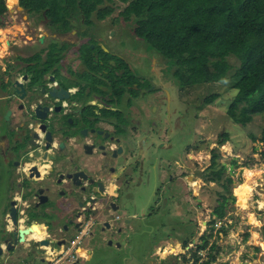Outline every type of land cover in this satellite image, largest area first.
Here are the masks:
<instances>
[{
	"label": "flooded vegetation",
	"instance_id": "1",
	"mask_svg": "<svg viewBox=\"0 0 264 264\" xmlns=\"http://www.w3.org/2000/svg\"><path fill=\"white\" fill-rule=\"evenodd\" d=\"M22 10L28 20L35 17V26L42 24L50 32L29 35L30 43L26 44L10 41L7 50L11 58L5 59L1 70L0 131L5 132L6 145H0V164L6 161L10 166L0 168V179H17L13 176L16 173L25 177L11 180L6 193L0 184V195L7 200L3 211L0 210V230L11 220L8 215L15 200L17 218H23L21 222L30 226L40 220L44 222L48 234L44 238L49 242L38 245L52 247L55 255L47 260L50 264H73L78 258L76 252L83 253L78 264L85 258L98 264V256H103L104 250L126 264L132 263L137 255L142 260L151 253L155 241L170 237L169 230L165 231L159 220L152 222L151 218L162 217L164 210L173 217L193 195L185 184L188 174L184 163L191 164L193 172H203L211 165V156L206 164L200 163L197 156L193 163L185 162H190L187 153L196 144L191 148L192 143L186 142L188 148L183 149V142L188 140L185 135L191 132L189 129L184 132V118L190 120L192 109L195 123L198 113L194 105L188 102L183 105V86L171 74L166 79L161 71L164 62L156 63L157 54L142 44L138 47L117 44L121 35L115 33L116 28H110L105 35V29L95 18L93 27L85 32L82 28H70L63 33L55 30L44 11L34 12L24 6ZM11 47L14 48L10 51ZM15 80L24 84V91H15L12 86ZM58 85L66 87V92H58ZM46 131L50 132L48 138ZM50 141L53 146L44 148ZM102 145L112 147L118 154L109 188L115 186V191H119L121 174L130 179L132 198L143 193L136 211L139 218L145 221L147 218L149 223L145 222L138 230H130L128 226L124 234H113L120 226L128 225H125L128 214L122 205L117 211H108L109 216L93 218L97 204L88 200L79 204L80 198L69 199V192L77 186L64 177L55 183L60 171L56 168L70 165L68 159L76 154L87 152L85 156L97 157ZM86 167L93 170L94 164L88 163ZM43 174H50L49 179ZM38 187L42 189L41 197L34 196ZM193 199L200 206L198 196ZM83 208L84 214L92 216L90 220L83 216ZM62 211L67 214L52 228L50 218ZM135 231L143 233L133 235ZM136 238L146 241L136 246ZM57 241L62 244L57 245ZM89 243L92 246L85 248ZM28 256L30 259L32 253ZM24 262L34 264L31 259ZM166 263L178 264L176 258L167 259Z\"/></svg>",
	"mask_w": 264,
	"mask_h": 264
},
{
	"label": "trees",
	"instance_id": "2",
	"mask_svg": "<svg viewBox=\"0 0 264 264\" xmlns=\"http://www.w3.org/2000/svg\"><path fill=\"white\" fill-rule=\"evenodd\" d=\"M118 3L123 4L119 17L130 23L135 37L167 61V70L179 84L184 87L232 77L236 91L225 110L227 116L246 125L254 115L264 114V0H20L31 11H44L55 27L63 31L82 28L84 32L93 27L95 18L104 20L112 14ZM5 12V1L0 0V22ZM119 17H112V22ZM230 57L238 64L233 65ZM216 96L207 95L205 100L210 102ZM250 136L264 145V131ZM227 139L222 133L218 143ZM261 156L264 158V149ZM217 158L218 152L212 151L214 175L207 180L220 181L225 165L216 168ZM226 180L230 183L232 178L226 176ZM219 195L214 214L222 217L228 195ZM202 238L199 248L208 243L207 234ZM206 252L201 264H211L215 258L213 246Z\"/></svg>",
	"mask_w": 264,
	"mask_h": 264
},
{
	"label": "rangeland",
	"instance_id": "3",
	"mask_svg": "<svg viewBox=\"0 0 264 264\" xmlns=\"http://www.w3.org/2000/svg\"><path fill=\"white\" fill-rule=\"evenodd\" d=\"M8 3L12 4L15 3V1L8 0ZM122 7L123 4L121 3L115 4V10L112 14L107 16L104 20H97L99 26L104 28L106 31L103 34L106 35L110 28H116L115 33L121 35L119 36V40L116 42L117 44L128 43L133 46L135 45L136 47L142 44L145 48H147V45L141 39L134 36L131 31L130 23L122 19V17H119V11ZM116 16L119 17V19L116 23H113L111 18ZM22 20V17L19 15L11 16V18L7 20L6 25H4L6 27L3 32H0L2 33L0 34V51L2 50L1 52L4 53V56L0 57L2 61H5L6 58H11V56H9V50H5V45L2 44L3 36H7L10 39L14 33H18L20 36H23L25 33V35L29 34L36 36L40 32L47 31V27L42 24L35 26V17H31L29 22H26L23 27V23L21 22ZM37 22H39V20ZM111 22L113 24H111ZM25 27L27 29H23ZM19 35L18 37L21 39ZM26 43H30V41L26 39L23 44ZM13 48L14 47H11L10 51L13 50ZM6 52L8 53L5 54ZM157 56L156 63L162 65L164 62V67L161 71L164 72L165 77L167 76L170 78L171 72H169L170 69L167 70V61L160 54H157ZM151 61L153 63V60ZM230 61L233 65L238 64L237 59L234 57H230ZM147 71H149V69ZM156 77L159 78V76ZM233 83V78L229 77L222 81L196 83L183 87V99L185 100L183 105H186L187 102L194 105V108L198 113L195 118V123L192 116V109H190V120L187 121V118H184V132H186L187 129L191 130V132L189 134L185 133V138H188V140L183 142V149L188 148L186 142L192 143L191 148H193V144H196L193 149L195 151H197V149L199 150L197 157L202 164L209 162V157L211 156L212 151L218 152L217 160L219 164L216 165V168L222 163L225 165L220 181H211V184L208 183L209 180H207V176L214 175V168L212 169L210 165L203 170L206 179L201 191L209 194V199H207L208 201H205V205L206 207L208 206L209 209L204 210L205 212L203 211L202 203L204 202H202L198 207L201 211L200 220L208 219L205 223H202V221L199 223V236L205 234L209 235V233H212L211 238L214 237L215 241L220 246L219 251L221 252L219 257L223 259L226 256L229 257V259L231 257L236 258L238 256L241 258V262H238V264H264V256L258 257V247L260 249L262 248L264 251V239L259 237L260 234L264 237V233H262L264 230V209L260 207L264 201V158L261 156V151L264 149V145L260 141H253L250 136V134L260 136L262 131H264V114L254 115L253 119L246 125L233 122L227 116L225 111L236 91L233 88ZM210 94H217V96L210 102H207L205 100L206 96H209ZM191 105L189 107L192 108ZM220 133H226L228 135V139L222 144L218 143ZM232 160H235V162L233 163ZM185 162L187 164L190 163L188 160ZM246 169H252L255 172L254 176L251 178L250 187H244L243 185ZM226 176H230L232 178L230 183L226 180ZM6 189L7 186H3L1 188V190L5 191V193ZM219 192H223L228 195V202L226 205L227 215L223 219V221L228 222L226 225L227 231L222 234H220L217 230V227H219L220 224H214V226H212L210 221L212 216L208 215L209 211L219 202ZM200 193V197L202 199L203 193ZM1 198L3 199V196ZM185 204L186 203L183 202L181 209L185 208ZM167 212L168 211L164 210L163 216L157 218L164 226L165 231L169 228L173 231L178 225H180V228L183 230L189 229V232L194 230L195 225L188 221V218L192 215H181L178 217L180 213H174V216L171 217L169 216L170 213ZM251 214L255 216L257 220L256 223L250 222L249 215ZM180 217L185 222H183V220L180 221ZM196 232L197 231L195 230V235H197ZM172 233L173 232L170 234L171 237L174 235ZM246 233L248 234L247 236H245ZM157 243L158 242L155 241L154 245L152 244L151 249H153ZM104 251L105 253L103 256H98V264H111L110 262L113 264H126L121 260L114 259V256L110 254L108 250ZM171 256L172 255L169 257ZM136 258H138V255ZM140 258L135 262V264H142ZM249 260L250 262H248ZM33 261L31 263H33ZM34 263L41 264L39 260H35ZM127 264L131 263L128 262ZM162 264L168 263L163 260ZM216 264L221 263L216 261Z\"/></svg>",
	"mask_w": 264,
	"mask_h": 264
},
{
	"label": "water",
	"instance_id": "4",
	"mask_svg": "<svg viewBox=\"0 0 264 264\" xmlns=\"http://www.w3.org/2000/svg\"><path fill=\"white\" fill-rule=\"evenodd\" d=\"M8 3V0H6ZM17 1V0H16ZM17 7L20 9H23V6L18 4ZM16 85V86H15ZM12 86L14 87L15 91H24V84L21 81L15 80L12 83ZM66 87L63 85H58V92H66ZM36 117H39L38 114H35ZM43 117V116H40ZM46 137H49L50 132H45ZM31 135V133H30ZM33 135H36V133H33ZM35 137V136H33ZM50 139V138H49ZM33 143V141H32ZM44 148L52 147V141L45 143L43 145ZM23 147V146H21ZM62 149V148H59ZM100 154L97 157H90L85 156L88 155L87 152H84L83 155H74L71 156V158L68 159V162L70 165H61L59 168H56L57 170H60L57 179L55 183L61 182V177H64L67 179L71 184H75L76 190H72L69 192V199H75L80 198V203L83 204L88 200L91 203H95L98 206L97 212L95 213L93 211V218H101L108 215V211H117L118 207L122 205V208L126 211L128 214V218L125 221L128 223V225L124 227L120 226L117 231H113L112 233H118V234H124V231L130 227V230H138L141 226H145V222H148V219L146 218V221L144 218H139L137 215V207L140 204L143 193H138L135 197L132 198L131 196V188H130V179L128 176L119 174L118 177H122L121 179V186L119 188V191H115V186L111 189L109 188V183L111 179H114L112 176V172L116 171L115 165H113V162H117L118 160V154H115L114 149L112 147H105L101 146L99 148ZM21 153L23 152L22 149H20ZM93 163L94 167L93 170H90L86 167V164ZM99 165L100 167L96 168V165ZM58 172V171H56ZM124 174V173H123ZM45 175V174H43ZM50 174H46L45 178L49 179ZM53 178V175H51ZM66 183V182H65ZM68 183V182H67ZM41 188L36 189V193L34 194L35 197H41ZM153 197V196H152ZM152 199V198H151ZM15 200H12L11 207H10V213L9 217L11 220L8 222L10 226H5L0 230V258L2 259L3 263H10V264H23L22 262L26 260H30L28 258V253H34L37 255L36 252H33V249L37 247V245L40 242L48 243L49 241L44 238L42 241H38L37 243L34 242L33 244H29L26 246L27 241L24 240L22 231L19 228V225L22 223L20 219L17 218L18 212L17 208L14 205ZM84 209V208H83ZM86 209L83 210V216H85V219L90 220L92 217L90 214H84ZM135 211V212H133ZM82 212V211H80ZM67 213L66 212H58L54 213L52 217L49 220L50 226H56L59 221L64 217ZM40 217L41 214H38ZM154 217V216H153ZM151 218L152 222L155 220H158L156 217ZM107 222V219L104 221V223ZM36 228L37 224H34ZM80 224H78L79 226ZM129 226V227H128ZM54 228V227H52ZM108 229L109 226H107ZM142 231H135L133 235H141ZM142 240L137 239L135 240V245L139 246L142 244ZM57 245L62 244L60 241L56 242ZM51 247V246H50ZM52 248V247H51ZM137 248V247H136ZM25 252V254H24ZM77 259L73 264H78L80 262V256L83 255V253H78ZM132 259V258H129ZM138 260L136 256L132 259V264ZM81 260V264H82ZM95 260L85 258L83 264H94Z\"/></svg>",
	"mask_w": 264,
	"mask_h": 264
},
{
	"label": "crops",
	"instance_id": "5",
	"mask_svg": "<svg viewBox=\"0 0 264 264\" xmlns=\"http://www.w3.org/2000/svg\"><path fill=\"white\" fill-rule=\"evenodd\" d=\"M5 1V4H6V12L5 14L2 16V21L3 22H0V30L1 32H3L4 28L6 26V23H7V20L11 18V16H14V15H19L20 17H22V27L25 26V23L26 22H29L28 20V16L25 14L24 10L20 9L19 7H17L18 5V0H11V1H15V3H12V4H9L7 3L6 0ZM21 14V15H20ZM39 26V25H38ZM20 29L22 30V28L20 27ZM23 29H27L26 27L23 28ZM55 30H58L60 32H66L68 30H65L63 31L62 28H58V27H55ZM23 32V30H22ZM2 34V33H0ZM26 34V33H25ZM23 35V36H20L18 33H14L11 38L9 39L7 36H3L2 38V44L5 45L4 49L7 50L8 48V45L10 44V41L13 40L12 42H16V43H24L25 40L27 39V37H29V34L28 35ZM18 35L21 37V39L18 37ZM18 37V38H17ZM23 38V39H22ZM21 41V42H20ZM2 51V50H1ZM0 51V57H3V52ZM4 61H2V59H0V76H1V70L4 68ZM6 135H5V132L3 131H0V145L2 147H4L6 145ZM198 149L197 151H195L194 149H189L188 150V153H187V157L190 159V163H193V160L196 158V156L198 155ZM7 162L5 161L4 164H0V168L2 169V166L4 168H8L10 166V162H8V164H6ZM185 167H187V170H186V173L188 174L187 175V178H185V184L187 186V189H191L192 190V196L191 197H188V203H187V206L184 208V209H181V207L178 208V213H180L178 215L181 216V215H186L188 216L189 214L192 215L190 218H188V221L193 223L195 226H194V230H191L189 232V229H182L180 228V225L177 226V228H175V230H171L170 228L167 229L169 230L168 231V234L170 235L171 232H173L172 234H174L172 237H168V238H165L164 240H161L159 241L157 244H155L154 248L151 249V253H148L146 254L145 258H142L141 262L142 264H162L163 263V260H167V259H170V258H176V262L179 264H192L191 263V260H193L195 257H194V254L193 252L196 251H201L203 252L204 256H203V259L207 258L208 254L206 252V250L210 248V246L212 247L213 246V253L215 254V258L214 260H212L211 264H216V261L220 262L221 264H238V262H241V258H239L238 256L236 257H231L229 259V257H224L221 258L219 257L220 255V252L219 251V244L215 241V238H211L212 237V233H209L208 236V243H207V246L205 248H199V244L201 243V241H203V238H202V235L199 236V233H198V229H199V223H205L206 220L208 219H204V220H200V209L199 208H196L195 206L198 205L199 207V204L195 205L194 204V199H193V196L196 197V195L198 196V199L197 201L200 203H202V209L203 211L206 210V209H209L208 206L206 207L205 205V201L207 199H209V194L208 193H203L204 191H201L202 189V186L203 184H205V175H204V172H193L194 169L191 167V164L190 165H186L184 163ZM184 167V168H185ZM17 171H19L20 169L17 168L16 169ZM24 171L25 173H28V169L26 170L24 168ZM37 172V171H36ZM35 172V175L38 174ZM42 172V171H40ZM13 176L17 179H8V177H2L0 179V184H1V187L3 186H6L10 183L11 180H22L25 175H22V174H13ZM207 176V175H206ZM209 177V176H207ZM202 178V180H201ZM211 181L212 180H209V184H211ZM19 189V187H16L15 188V196L18 197L19 194H17V190ZM200 192H202L203 194V197L201 199L200 197ZM2 196L0 195V210L3 211V203H6L7 200L5 201L6 197L5 195L3 196V199L1 198ZM200 197V198H199ZM208 201V200H207ZM216 206V205H215ZM214 206V207H215ZM214 207L209 211L208 215H211L212 216V219H210L211 223H212V226H214V224H220L219 227H217L218 229V232L220 234L224 233L227 231V223L226 221H223V219L226 217L227 215V211L225 212V215L222 216V217H217L214 213ZM226 210V208H225ZM205 212V211H204ZM117 213V212H116ZM20 219H23V218H20ZM180 221H182L183 219L180 217L179 219ZM178 221V219H177ZM183 222H185L183 220ZM24 223V222H22ZM21 223V224H22ZM25 224V223H24ZM27 224V223H26ZM44 222H42V220H40L37 225H38V230L39 231V235L40 236H43L44 237H47V232H46V229L43 227L44 225ZM185 224V223H184ZM10 224H8L9 226ZM224 225V226H223ZM230 226V225H228ZM23 227H31L32 230L35 228V225L32 224L31 226L30 225H25ZM210 228V227H209ZM197 231V235H195V232L193 233V231ZM37 232L33 233V235H36ZM41 233V234H40ZM264 233V230L263 232ZM192 234H194L193 238L191 237ZM264 235V234H263ZM260 238L264 239V237L262 236V234L259 235ZM36 239L37 240H41L42 238H37V237H33L31 236L29 239H27V243H26V246H28L29 244H32V241L33 242H36ZM37 243V242H36ZM195 243V244H194ZM40 245H37V247L34 248V250L36 251L37 255H34V253H32V257L30 258L32 261L34 260H39L41 262V264H50L49 261L47 260H50L52 258L54 254V251L52 250L51 247H49L48 245L46 246H40ZM92 246L91 243H89L85 248L89 249V247ZM48 247V248H47ZM173 247H175V249H173ZM259 249V252H258V257L260 256H264V251L262 250V248ZM51 253V254H50ZM197 254V253H196ZM170 255H172L171 257H169ZM194 257V258H193ZM29 258V256H28ZM202 259V260H203ZM260 259V258H259ZM196 260V259H194ZM247 260V259H245ZM33 261V263H34ZM228 262V263H226ZM250 262V260L248 261ZM23 263V262H22ZM26 262H24L25 264ZM112 263V262H110ZM131 263V261L129 262ZM264 263V262H263ZM0 264H10V263H3L2 262V259L0 258ZM36 264V263H34ZM132 264V263H131ZM169 264V263H168ZM246 264V263H245Z\"/></svg>",
	"mask_w": 264,
	"mask_h": 264
},
{
	"label": "bare ground",
	"instance_id": "6",
	"mask_svg": "<svg viewBox=\"0 0 264 264\" xmlns=\"http://www.w3.org/2000/svg\"><path fill=\"white\" fill-rule=\"evenodd\" d=\"M0 32H1V30H0ZM254 174H255V172L252 169H246L245 170V176H244L245 178H244V182H243L244 187H250L251 186L250 185V182H251V178L254 176ZM260 207L262 209H264V201L262 202V204L260 205ZM249 220H250V222H253V223H256L257 222L255 216L252 215V214L249 215ZM23 226H25L24 223L20 224L19 225V228L22 231V235H23L24 240L29 239L31 236L37 237L38 239L39 238H43V236H40L38 234L39 233V230L36 227L32 230L31 227H23ZM35 232H37L36 235H33V233H35ZM173 249H175V247H173Z\"/></svg>",
	"mask_w": 264,
	"mask_h": 264
},
{
	"label": "built area",
	"instance_id": "7",
	"mask_svg": "<svg viewBox=\"0 0 264 264\" xmlns=\"http://www.w3.org/2000/svg\"><path fill=\"white\" fill-rule=\"evenodd\" d=\"M197 254H199L200 257H199L198 259H196V260H194L195 258L193 257L194 259L191 260V263H192V264H201V261H202V259H203L204 254H203V252H201V251H198Z\"/></svg>",
	"mask_w": 264,
	"mask_h": 264
}]
</instances>
